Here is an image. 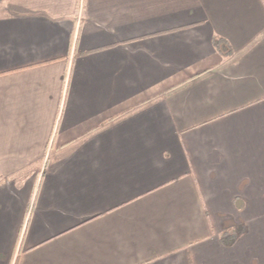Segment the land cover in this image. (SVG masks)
<instances>
[{
  "label": "crops",
  "instance_id": "obj_1",
  "mask_svg": "<svg viewBox=\"0 0 264 264\" xmlns=\"http://www.w3.org/2000/svg\"><path fill=\"white\" fill-rule=\"evenodd\" d=\"M0 264H264V0H0Z\"/></svg>",
  "mask_w": 264,
  "mask_h": 264
},
{
  "label": "trees",
  "instance_id": "obj_2",
  "mask_svg": "<svg viewBox=\"0 0 264 264\" xmlns=\"http://www.w3.org/2000/svg\"><path fill=\"white\" fill-rule=\"evenodd\" d=\"M212 45L214 47V50L220 57H227L231 55L232 49L229 43L220 36H213L212 39ZM242 231V229H239L238 231H230L227 233H224L221 236V239L226 244H231L237 237V235Z\"/></svg>",
  "mask_w": 264,
  "mask_h": 264
}]
</instances>
